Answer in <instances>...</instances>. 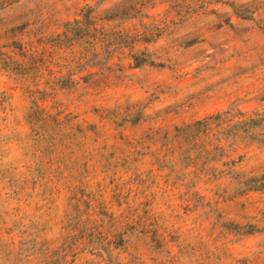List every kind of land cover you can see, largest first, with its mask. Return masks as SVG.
I'll return each instance as SVG.
<instances>
[{"label": "rangeland", "instance_id": "1", "mask_svg": "<svg viewBox=\"0 0 264 264\" xmlns=\"http://www.w3.org/2000/svg\"><path fill=\"white\" fill-rule=\"evenodd\" d=\"M0 264H264V0H0Z\"/></svg>", "mask_w": 264, "mask_h": 264}]
</instances>
